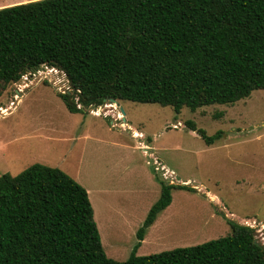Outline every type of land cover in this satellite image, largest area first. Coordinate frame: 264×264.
Listing matches in <instances>:
<instances>
[{"label":"trees","instance_id":"16d2710c","mask_svg":"<svg viewBox=\"0 0 264 264\" xmlns=\"http://www.w3.org/2000/svg\"><path fill=\"white\" fill-rule=\"evenodd\" d=\"M47 66L70 90L66 109L81 113L111 100L188 108L232 105L264 90V0H37L0 8V95ZM80 106V108L78 107ZM206 145L207 136L187 122ZM136 232L125 261L106 256L87 191L58 168L32 164L0 176V264H264L253 228L199 245L135 254L171 189Z\"/></svg>","mask_w":264,"mask_h":264},{"label":"rangeland","instance_id":"374dc122","mask_svg":"<svg viewBox=\"0 0 264 264\" xmlns=\"http://www.w3.org/2000/svg\"><path fill=\"white\" fill-rule=\"evenodd\" d=\"M32 1L0 0V8ZM69 90L62 72L43 66L0 95V176L35 163L69 175L87 191L103 250L116 261L133 252L159 180L193 192L171 189L137 256L220 238L227 220L253 228L264 246V90L195 111L122 101L77 114L59 96ZM187 122L220 137L208 146Z\"/></svg>","mask_w":264,"mask_h":264},{"label":"crops","instance_id":"0c3cea01","mask_svg":"<svg viewBox=\"0 0 264 264\" xmlns=\"http://www.w3.org/2000/svg\"><path fill=\"white\" fill-rule=\"evenodd\" d=\"M88 197H89V196H88ZM89 198H90V197H89ZM89 201H90V200H89ZM91 205H92V202H91ZM92 209H93V208H92ZM110 212H113V210H110ZM114 212L116 213V211H114ZM121 214L124 215L123 212H121ZM93 215H94V213H93ZM107 216H108V215H107ZM143 240H144V239H143ZM141 243H142V242H141Z\"/></svg>","mask_w":264,"mask_h":264},{"label":"water","instance_id":"95a60500","mask_svg":"<svg viewBox=\"0 0 264 264\" xmlns=\"http://www.w3.org/2000/svg\"><path fill=\"white\" fill-rule=\"evenodd\" d=\"M111 103H116L115 101L111 100L110 101ZM179 180V179H178ZM166 185H169V183H166Z\"/></svg>","mask_w":264,"mask_h":264},{"label":"built area","instance_id":"2783aa9c","mask_svg":"<svg viewBox=\"0 0 264 264\" xmlns=\"http://www.w3.org/2000/svg\"><path fill=\"white\" fill-rule=\"evenodd\" d=\"M62 94H63V92H62ZM79 108H80V106H78Z\"/></svg>","mask_w":264,"mask_h":264}]
</instances>
